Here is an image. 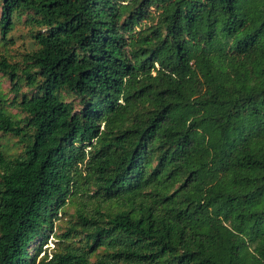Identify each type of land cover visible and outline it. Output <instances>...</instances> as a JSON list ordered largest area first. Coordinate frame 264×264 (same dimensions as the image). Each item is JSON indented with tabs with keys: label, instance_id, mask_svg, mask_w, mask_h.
<instances>
[{
	"label": "trees",
	"instance_id": "16d2710c",
	"mask_svg": "<svg viewBox=\"0 0 264 264\" xmlns=\"http://www.w3.org/2000/svg\"><path fill=\"white\" fill-rule=\"evenodd\" d=\"M0 6V264H264V0Z\"/></svg>",
	"mask_w": 264,
	"mask_h": 264
},
{
	"label": "rangeland",
	"instance_id": "374dc122",
	"mask_svg": "<svg viewBox=\"0 0 264 264\" xmlns=\"http://www.w3.org/2000/svg\"><path fill=\"white\" fill-rule=\"evenodd\" d=\"M0 18H1V6H0ZM26 16L22 17L21 22L17 24L16 30L13 32L14 37V44H9L5 48H0V54L9 55L10 59L13 61H20L23 59L25 53L32 50L33 48V41L29 38V29L24 24V21H26ZM10 82L9 80L4 77L0 73V93L6 94L9 99L13 98L14 94L10 91ZM23 91L26 92L27 88L24 87ZM75 98L73 96H67L66 100L68 102L73 101ZM78 103V100L76 101V104ZM6 109H8L12 114H16L17 111L14 109L9 108L6 106ZM214 111H219L220 109L213 108ZM0 149L4 150L8 155L14 156L20 151V146L18 144V139L11 137L9 135H2L0 134ZM75 208L73 205L67 206V213L66 215H62V219H56L54 226L51 229H49L46 234H48V239L43 245V250L46 251L48 254H52L55 250H58L60 248V244L57 243L58 238L57 235H59L63 229L67 226V220L72 219L70 216L74 214ZM61 216V214L59 215ZM73 220V219H72ZM41 241L39 240H36ZM33 245H30L28 247V253L29 255L34 256L39 242ZM44 253L40 254L39 259L43 257Z\"/></svg>",
	"mask_w": 264,
	"mask_h": 264
}]
</instances>
